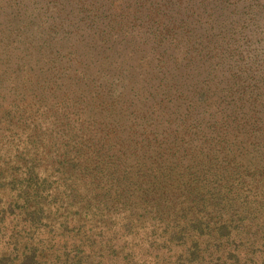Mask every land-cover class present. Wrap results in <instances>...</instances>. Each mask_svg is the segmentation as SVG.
I'll return each mask as SVG.
<instances>
[{
  "label": "rangeland",
  "instance_id": "obj_1",
  "mask_svg": "<svg viewBox=\"0 0 264 264\" xmlns=\"http://www.w3.org/2000/svg\"><path fill=\"white\" fill-rule=\"evenodd\" d=\"M79 1L0 0V264H264V0Z\"/></svg>",
  "mask_w": 264,
  "mask_h": 264
},
{
  "label": "trees",
  "instance_id": "obj_2",
  "mask_svg": "<svg viewBox=\"0 0 264 264\" xmlns=\"http://www.w3.org/2000/svg\"><path fill=\"white\" fill-rule=\"evenodd\" d=\"M64 8L66 7V4H63ZM65 12V10H61L60 11V15L62 16V18H60L59 16L57 17L56 20H54L50 25H53V28H57L58 30H61L59 32H61L64 35L70 36L71 34L73 35H81L80 33H84L80 30V22L82 20H85L86 18L91 17L92 18V22L97 21V16L94 13V11H92L91 9H88L86 7V3L84 2V0L82 2H77L75 4L71 5V10L69 12L65 13V17H63V13ZM87 15V17L85 16ZM120 20L124 19V16H122V14H119ZM103 26L105 28V21H102ZM120 23V22H119ZM94 24V23H93ZM103 28V30H104ZM106 29H108V32L111 34V32L114 33L113 36H116L118 34V32L120 31L121 28H117L114 29L113 24H106ZM121 32V31H120ZM45 40L47 41V39L45 38ZM45 42V41H44Z\"/></svg>",
  "mask_w": 264,
  "mask_h": 264
}]
</instances>
